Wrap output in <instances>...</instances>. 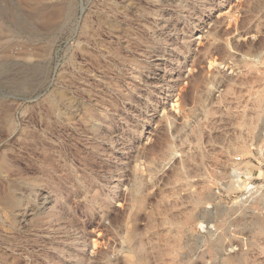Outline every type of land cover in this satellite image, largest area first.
<instances>
[{"label": "rangeland", "instance_id": "374dc122", "mask_svg": "<svg viewBox=\"0 0 264 264\" xmlns=\"http://www.w3.org/2000/svg\"><path fill=\"white\" fill-rule=\"evenodd\" d=\"M0 264H264V0H0Z\"/></svg>", "mask_w": 264, "mask_h": 264}, {"label": "bare ground", "instance_id": "6f19581e", "mask_svg": "<svg viewBox=\"0 0 264 264\" xmlns=\"http://www.w3.org/2000/svg\"><path fill=\"white\" fill-rule=\"evenodd\" d=\"M43 1V0H42ZM49 12V11H48ZM48 12H47V10H46V12H45V14H48ZM43 14V13H42ZM39 16H40V14H39ZM52 17V16H51ZM39 18H41L42 19V17H39ZM38 17H37V19H39ZM46 21L48 20L47 18H44ZM44 22V21H43ZM48 22V21H47ZM212 63V62H211ZM212 65V64H211Z\"/></svg>", "mask_w": 264, "mask_h": 264}]
</instances>
